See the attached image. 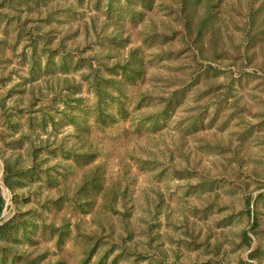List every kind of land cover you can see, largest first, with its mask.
I'll use <instances>...</instances> for the list:
<instances>
[{"label": "rangeland", "instance_id": "rangeland-1", "mask_svg": "<svg viewBox=\"0 0 264 264\" xmlns=\"http://www.w3.org/2000/svg\"><path fill=\"white\" fill-rule=\"evenodd\" d=\"M88 1L82 6L83 20L94 17V29L82 25L72 35L81 14L52 18L59 21L61 34L69 33L68 43L91 56L106 54L110 47L117 54L135 48L144 55V75L125 83L134 92L152 96L138 112L152 114L162 104L157 96L174 89L179 90L176 105L159 128L147 123L137 129L134 117L115 114L105 129L94 122L93 91L83 76L90 73L88 62L67 71L57 55L46 66L42 54V68L32 69L31 48L27 46L25 59L21 55L27 39L16 45L15 53L10 37L1 44L0 98L6 105L21 104L25 114L12 110V122L19 125L6 140L14 142L0 140V223L14 218L12 233L0 241L14 257L9 252L0 264L12 259L26 264L28 253L45 254L49 264H96L111 243L115 249L105 264H223V247L228 250L224 262L248 259L250 249L241 252L237 244L239 232L248 226L247 214L241 213L243 194L255 198L264 190V67L247 66L246 73L234 67L230 72L232 66H223V40H240L249 1L256 7L261 0H213L209 19L215 26L217 61L199 56L193 41L197 30L185 37L186 19L178 0H117L116 11L110 13L108 0ZM57 2L68 3L49 0ZM45 9L33 7L28 20L43 25L37 16ZM71 25L74 29L65 31ZM115 34L123 39L108 44ZM260 53L257 63L264 60V51ZM91 60L96 66V58ZM210 64L215 70L202 73ZM64 78L82 81L74 94L81 100L66 104ZM129 108L138 114L133 103ZM108 110L115 112V105ZM80 118L86 120L84 131L77 125ZM188 119H197V127L183 123ZM83 135L84 143L78 138ZM237 150L247 156L243 164ZM7 162L13 174L6 178ZM114 190L119 191L115 200ZM255 207L264 228V196ZM109 222L114 224L109 227ZM258 236L264 244V234ZM261 257L264 264V254Z\"/></svg>", "mask_w": 264, "mask_h": 264}, {"label": "trees", "instance_id": "trees-1", "mask_svg": "<svg viewBox=\"0 0 264 264\" xmlns=\"http://www.w3.org/2000/svg\"><path fill=\"white\" fill-rule=\"evenodd\" d=\"M67 4H60L59 2L55 4H49V0H0V46L3 43H6L10 37L14 43L12 49L15 53L16 45H18L24 39L29 41V44L26 47H23L21 50L22 59L26 58L27 51L26 48L29 46L31 49V66L33 68H42V59L41 55H46V66L49 62H54V55L59 57L60 64L62 63L65 70H70V66H73V69L82 67L83 65L89 64L91 67L89 74H84L86 78L88 87L92 88L93 91V116L94 122L97 125L107 128L109 125V120H113L115 114L121 115L123 118H130V115L134 117L136 122V128L140 129L144 124L150 123L153 128H159L162 125V118L170 114V110L174 109L176 105L177 96L179 90H172L168 92L167 95L159 94L157 96L159 102L162 104L153 111L152 114L147 115L145 112L143 115L138 112V108L143 105L144 100L148 101L152 98L151 95L143 94L141 90L133 91L128 85L127 81L135 80L137 76L143 77L145 66H144V55H138L136 49H130L126 53L123 51H118L119 53H113V48L110 47V50L104 54H99L98 52L94 56L86 55L82 51L80 46L76 44L72 46L68 43L70 35L67 32L61 34V25L59 21H54L52 18L57 20H64V17L77 18L79 14L81 16L77 19V28L73 32L75 34L78 30V27L82 26L87 29V31L94 29V17H90V20H83L84 14L82 11V6L85 0H67ZM88 1V5L89 2ZM99 3V0H92L94 3ZM133 0H127L130 4ZM144 4L150 2L151 0H141ZM179 6L184 10V18L186 19V32L188 31V36L191 37L190 32L192 29L198 31V35L193 39L195 45L199 48V56L205 57L211 61H217V50L213 45L214 35H215V26L213 21L209 17L213 14L214 3L213 0H178ZM249 18L244 22L245 33L242 35L239 41L235 42L232 37V42L228 43V40H223V66H232L233 68L230 72L235 71L238 73H246L245 68L247 66H256L259 65L261 68L264 67V60L261 62H255L258 55L264 51V0H261L258 6H254L252 1H249ZM41 5L46 7L45 11H39L38 18L43 21V25H47L43 29V25L39 24V20H28V14L33 7ZM118 6L117 0H108L107 2V11L110 13L112 10L116 11ZM204 7L203 14L197 16L196 20H200L197 23L196 27L194 25L195 16L201 12V8ZM69 15V16H68ZM25 16V17H24ZM25 18V19H24ZM258 20V21H257ZM72 23L70 20L68 22ZM92 23V24H89ZM12 25V30L10 33L9 26ZM73 26L67 28L65 31H70L74 28ZM227 27V22L223 18V29ZM64 28V27H63ZM208 30V41L205 42L204 32ZM59 34V35H58ZM61 34V36H60ZM73 37V36H72ZM123 39L122 35L115 34L111 36L108 44L112 43L114 39ZM40 44H39V40ZM10 41V40H9ZM8 41V43H9ZM205 43V44H204ZM209 46V47H208ZM231 46V50L228 47ZM196 47V46H195ZM196 54V52H195ZM92 57L96 58V66H93ZM115 58V59H113ZM45 66V67H46ZM235 67V68H234ZM31 69V72H32ZM215 68L210 64L207 68L203 69L202 73L206 75L210 71H214ZM84 78V79H85ZM67 82L65 89L67 90L64 96H66L65 102L67 105H70L72 100L79 101L82 98H77L74 96L76 88L82 85V81H71L73 79L64 78ZM229 82L232 83L233 78H228ZM126 81V83H125ZM54 90V89H53ZM57 96L59 92L54 91ZM56 96V97H57ZM225 96L228 97V92L225 93ZM74 97V98H72ZM143 97V98H139ZM133 103L134 109L138 114L133 112L132 108H129V104ZM116 107L115 112H110L108 106ZM21 104L14 103L11 106L6 105L3 98H0V140L5 141L6 143L14 142V139L6 140L10 135H12L13 130L19 125L17 122L13 123V109H19ZM20 113H24L23 110L19 109ZM56 113H58L56 111ZM25 114V113H24ZM49 117H52L53 114L48 113ZM53 119V118H51ZM133 119V118H132ZM46 120V119H45ZM47 121V120H46ZM134 121V120H133ZM227 120L223 119V125ZM184 124L190 125L192 128H196L198 125L197 119H188ZM77 125L79 126V131H84V128L87 126L86 120L80 118L77 120ZM5 126V128H4ZM145 127V126H144ZM122 129V133L126 128ZM7 131V132H5ZM249 132V129H247ZM115 133V132H114ZM84 143L86 136H79ZM236 155H240V151L237 150ZM247 161V156L241 154L239 163L243 164ZM7 176L13 174L11 164L6 163ZM24 172L25 170H21ZM119 182V179L118 181ZM88 182L83 188L88 189ZM114 200L118 197L119 191L114 190ZM121 197L125 196L124 190L120 192ZM264 196V190L258 192L257 196L254 198L253 194L250 192H245L243 194V208L241 213L247 214V225L243 228L238 234V246L241 252H248V259L245 256H240L235 263L231 261L224 262V257L228 256V250L223 247V264H262L261 255L264 254V244L258 239L260 233L264 234V228H260V219L256 211V200L258 197ZM3 208V198L0 195V212ZM14 218H11L5 222L0 223V241L4 236L11 234V228ZM264 223V220H261V223ZM110 223V222H109ZM114 222L110 223L111 227ZM124 225L126 223H123ZM110 240H113L112 236H107ZM103 237L98 238L100 241ZM258 239V241H256ZM111 243V242H110ZM112 247V248H111ZM110 248H106L105 252L97 258L96 264H105L106 260L115 249V243H111ZM121 249L124 250V246L121 245ZM220 251V247H216V252ZM11 254V257H14L13 252L11 251L8 244L0 242V259L4 263L8 259V254ZM15 253V252H14ZM93 253V248L90 249V252L85 254L86 261L91 259ZM214 254V252H213ZM115 255V254H114ZM45 254L37 253L33 255L32 253L25 254L26 264H49L44 260ZM12 257V258H13ZM16 258V257H15ZM19 258V257H18ZM213 259V256H211ZM10 264H15V259L9 261ZM116 263V257H113V262ZM9 264V263H8Z\"/></svg>", "mask_w": 264, "mask_h": 264}]
</instances>
